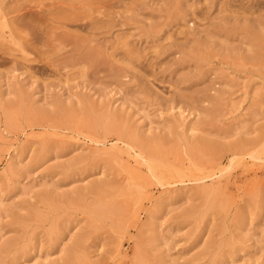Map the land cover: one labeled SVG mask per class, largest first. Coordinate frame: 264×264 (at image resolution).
Instances as JSON below:
<instances>
[{"label": "rangeland", "instance_id": "374dc122", "mask_svg": "<svg viewBox=\"0 0 264 264\" xmlns=\"http://www.w3.org/2000/svg\"><path fill=\"white\" fill-rule=\"evenodd\" d=\"M0 264H264V0H0Z\"/></svg>", "mask_w": 264, "mask_h": 264}, {"label": "bare ground", "instance_id": "6f19581e", "mask_svg": "<svg viewBox=\"0 0 264 264\" xmlns=\"http://www.w3.org/2000/svg\"><path fill=\"white\" fill-rule=\"evenodd\" d=\"M263 60V59H262Z\"/></svg>", "mask_w": 264, "mask_h": 264}]
</instances>
